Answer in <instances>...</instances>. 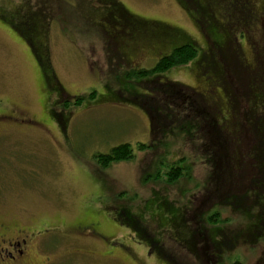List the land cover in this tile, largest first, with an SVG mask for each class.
<instances>
[{"label": "rangeland", "instance_id": "obj_1", "mask_svg": "<svg viewBox=\"0 0 264 264\" xmlns=\"http://www.w3.org/2000/svg\"><path fill=\"white\" fill-rule=\"evenodd\" d=\"M19 1L29 8H44L41 12L45 11L47 17L51 15L48 29L50 64L67 94L87 95L94 90L97 92L98 102L102 97L117 101L119 97L109 91L106 93L103 86L116 76L113 68L117 60L113 57L112 48L107 46L105 36L100 33L102 24L104 25L101 19L106 12L99 2L4 0L2 3L16 6ZM113 1L139 17L178 28L183 32L181 34L194 40L200 49L203 48L202 34L175 0ZM14 13L8 8L0 10V15L6 19L14 18ZM6 25L0 20V115L9 116V119L0 121V217L24 228L33 229L42 225L41 230L47 231L49 228L59 227L47 232L52 264H168L148 255L142 246L132 245L133 238L113 224L105 211L106 206L115 203L118 189L134 193L137 200L148 196L151 186H157L152 181L148 186H143L141 182L144 166L150 161L156 163L157 157L154 160L151 158L153 151L150 150L146 155L136 153L134 160L114 164L104 173L94 166L92 160L95 153H106L118 143H129L134 153L135 144L149 143V120L146 113L138 107L103 100L94 104L95 107L83 105L72 109L68 116L64 139V133L49 114V110L57 104V93L43 87L40 71L29 49L18 34ZM170 33V29L166 30L160 39H166ZM170 41L173 43L172 47L181 40ZM167 42L154 44L148 39L126 40L120 51L125 53V47L128 55L136 50L129 59L134 67L146 69L154 66L158 58L164 55L161 50L158 51V56L152 53L162 46L165 48ZM249 48L247 44L243 45V54L248 60ZM191 65L192 63L168 71L165 73L166 79L201 91L202 84ZM242 108L241 106V112ZM53 109L59 112L57 105ZM187 120L188 118L173 122L162 129L158 135L161 137V146L156 151L161 156L166 154L163 161L186 159L188 163L185 165V176L170 185L163 179L158 184L171 199L187 207V210H193L197 199L211 193L215 187L219 188V183L215 176L212 179L211 164L206 162L207 153H203V132L196 128V134L190 137L179 130V126L187 123ZM207 123L209 126V122ZM251 143L257 142L252 139ZM161 164L165 166L163 162ZM162 166L159 167L163 168ZM231 186L228 185V188ZM245 191L238 189L235 192L241 196L248 191L250 199L256 203L254 209L250 208L248 216L234 212L221 200L213 204L216 207L211 205L208 215L217 211L222 229L233 233L240 225L246 224V218L258 219L257 216H261L264 192L253 189ZM91 211L100 216V228H107L106 223L111 224L110 233L101 228L102 233L130 246L134 258L118 245H109L84 235L76 237L71 233L76 222L93 216ZM170 237L171 234L163 235L162 240L164 248L175 261L180 264H200L171 241ZM91 251L110 252L114 258L110 257V263L94 261L86 255L92 254ZM221 254L218 260L216 257V260L203 264H234L236 261L240 264H264V237L259 238L253 246L237 243L232 251Z\"/></svg>", "mask_w": 264, "mask_h": 264}, {"label": "trees", "instance_id": "obj_2", "mask_svg": "<svg viewBox=\"0 0 264 264\" xmlns=\"http://www.w3.org/2000/svg\"><path fill=\"white\" fill-rule=\"evenodd\" d=\"M97 1L106 12L101 19L104 25L100 33L114 52V56H110L117 60L113 68L116 76L103 86L106 93L119 97L115 98L117 101L102 97L98 102L94 90L87 95L67 94L50 64L48 29L51 15L48 18L45 11L41 12L44 8H29L21 1L16 6L5 5L1 0L0 10L8 8L15 12V17L6 19L0 15V20L10 26L29 49L40 71L43 87L57 93V104L53 107L57 105L59 112L52 107L49 114L64 137L72 109L83 105L95 107L94 104L103 100L138 107L146 113L149 143H137L134 147L136 152L144 155L152 150V160L157 157L155 164L150 161L144 166L141 178L143 186H148L150 181L157 186H151L148 196L137 200L134 193L118 189L115 203L105 207L110 220L133 238L132 245L142 246L149 255L168 264L180 263L164 248L162 239L167 234H171V241L200 264L216 260V257L218 260L222 252L232 251L237 243L255 245L264 237V199L261 216L246 218V224L240 225L233 233L222 229L217 211L208 214L211 205L214 208L213 204L221 200L234 212L248 216L256 203L252 202L247 190L264 192V0H175L202 34L204 45L201 49L176 27L139 17L113 0ZM168 29L171 33L161 40V34ZM145 39L154 44L169 41L165 48L162 46L153 51L152 55L156 56L160 55L158 51L164 52L154 66L146 69L134 67L129 57L137 51L129 49L132 52L127 55V49L123 47L125 53H121L120 48L126 40ZM172 39L181 41L170 47ZM244 44L250 47V60L243 54ZM191 63L202 84L201 91L168 81L165 77L168 71ZM176 100L181 103L177 104ZM186 118L187 123L179 126V130L190 137L196 134V128L203 132V153H207L206 162L211 164L212 179L215 176L219 183V188L215 187L211 193L197 199L193 210H187L171 199L158 184L163 179L170 185L185 176L186 159L163 161L166 154L161 156L156 151L161 146V137L158 136L161 130ZM252 139L257 143L252 144ZM136 152L129 143H118L106 153H95L92 160L94 166L104 173L114 164L134 160ZM228 185L232 186L228 188ZM243 188H247V194L237 195L235 191ZM91 214L90 217L100 225L97 212L91 211ZM106 224L107 228H101L110 233L111 224ZM96 237L100 240L99 236ZM114 238H110L111 244L122 247L135 257L130 246L122 245Z\"/></svg>", "mask_w": 264, "mask_h": 264}, {"label": "flooded vegetation", "instance_id": "obj_3", "mask_svg": "<svg viewBox=\"0 0 264 264\" xmlns=\"http://www.w3.org/2000/svg\"><path fill=\"white\" fill-rule=\"evenodd\" d=\"M1 116L0 121L9 119L8 115ZM241 145L243 146V143ZM244 145H246L245 142ZM57 228L59 227L49 228L47 231L41 230L43 229L42 225L33 229L24 228L17 223H10L0 217V264H52V251L49 249L50 242L47 240V232ZM71 233L75 234L76 237L78 235L90 238L99 236L101 241L110 245V237H108L109 240L106 239L107 236L104 237L105 235L102 233L98 221L91 217L76 222ZM91 252L92 254L86 255L92 257L94 261L110 263V257L114 258L110 255V252Z\"/></svg>", "mask_w": 264, "mask_h": 264}]
</instances>
